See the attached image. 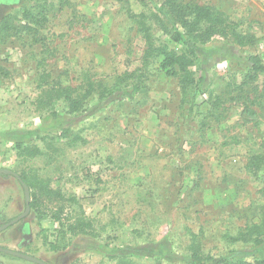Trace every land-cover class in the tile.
I'll return each instance as SVG.
<instances>
[{
  "label": "rangeland",
  "instance_id": "1",
  "mask_svg": "<svg viewBox=\"0 0 264 264\" xmlns=\"http://www.w3.org/2000/svg\"><path fill=\"white\" fill-rule=\"evenodd\" d=\"M144 1L151 9L160 0ZM183 2L221 13L246 42L205 45V71L192 69L205 79L185 95L158 60L143 64V41L118 0H32L43 19L38 42L26 30L0 31V170L25 176L39 199L0 232V247L44 264H185L179 257L193 244L214 258L264 259L255 234L242 238L261 226V184L245 164L264 153V73L243 83L246 70L231 56L257 55L264 65V0ZM23 3L0 0V29L23 25ZM158 23L152 16V35L181 49ZM130 73L142 83L135 98L98 110V98L88 99L82 121L60 137L51 113L67 116L65 105L49 106L44 90L82 94L89 82L98 89ZM45 185L61 199L46 200L37 190ZM24 209L21 184L0 177V227ZM0 264L28 263L0 255Z\"/></svg>",
  "mask_w": 264,
  "mask_h": 264
},
{
  "label": "trees",
  "instance_id": "2",
  "mask_svg": "<svg viewBox=\"0 0 264 264\" xmlns=\"http://www.w3.org/2000/svg\"><path fill=\"white\" fill-rule=\"evenodd\" d=\"M32 0H24L23 5L20 8L22 14L21 21L23 25L18 28L8 27L7 24H2L0 29L4 32L5 36H12L10 33L15 30H26L32 33V38L36 42L38 39V30L36 27L42 22V18L34 16L32 6H29V2ZM39 1V0H38ZM127 7L126 16L133 21L137 27V32L140 35L141 41H143L145 50L143 51L142 62L147 65L151 60H158L159 67L166 75L175 76L178 80L181 94L185 95L194 85V88H198L205 75L200 74L196 79L194 75L195 68L197 72H204L203 62H205L206 53L204 46L213 41L215 38H221L231 43V45L242 46L245 42V36L236 33L228 24L223 15L214 11L208 6L198 5L190 2H183V0H160L158 7L149 8L148 4L144 0H118ZM130 1L138 2L142 6V10L138 13H134L130 9ZM67 0H60V5L66 4ZM43 11V10H42ZM156 12L157 14H153ZM39 14V13H38ZM154 16L158 20L160 29L166 33L170 28V40L181 46V49L177 50L170 48L168 44L160 42L151 33L150 19ZM23 19V20H22ZM235 58L237 65L246 70L243 83H253L260 75L264 73V65L259 56L257 55H231ZM84 92L78 94L76 89L68 87L49 88L47 91H43L48 98V105H52V99L62 100L67 111V116L60 118L56 113H51V116L56 119L57 126L59 128L60 137L68 138L70 130L73 126L82 121V112H86V102L92 100L95 96L97 99V105L95 110L106 108L107 105L117 102H123L125 100H132L142 89V83L139 82L137 76L130 74H122L117 77L113 85L99 84L98 89L92 82L85 85ZM262 92L264 93V85L262 86ZM18 150H22V153L27 151L23 148L21 143L16 144ZM37 149L32 154H36ZM264 166V153L252 155L247 159L245 164V171L249 173L253 178L260 182L261 187L259 189V196L262 200V205L259 210V221L261 226L264 227V175H260L261 168ZM0 177H5L4 174H0ZM12 177V176H11ZM20 180L30 190V198L32 199L30 208L35 207V203L39 200L37 196L31 193V189L34 187L25 176L20 175ZM43 193L50 203L61 199L59 192L51 191L47 185L42 188H38ZM40 198V197H39ZM42 199V198H40ZM61 212V211H60ZM255 225L249 228V233L245 236H251L255 234V238L252 241L254 247L261 246L264 243V235L260 236L259 232L264 231L263 227ZM238 251L230 253L227 257L214 258L209 255H204L200 251V247L197 244L191 245L190 254L184 257H179L182 263L185 264H264V259L256 262H249L243 260L232 261V256H235ZM0 255L8 256L11 259L19 260L20 262L32 264L28 261L18 259L3 253ZM125 264V263H124Z\"/></svg>",
  "mask_w": 264,
  "mask_h": 264
},
{
  "label": "water",
  "instance_id": "3",
  "mask_svg": "<svg viewBox=\"0 0 264 264\" xmlns=\"http://www.w3.org/2000/svg\"><path fill=\"white\" fill-rule=\"evenodd\" d=\"M0 174H4V175H9L14 177L15 179H17V181L21 184L22 189H23V193H24V205H25V209L24 212L22 214H20L18 217H16L15 219L11 220L10 222L6 223L3 227H0V232L3 231L4 229L15 225L16 223H18L19 221H21L22 219H24L26 216H28L29 212H30V193H29V189L28 187L20 180L19 176L16 175L15 173L9 171V170H0ZM0 253L18 258V259H22L34 264H44L42 262H40L39 260L31 257V256H27L15 251H11L5 248L0 247Z\"/></svg>",
  "mask_w": 264,
  "mask_h": 264
}]
</instances>
